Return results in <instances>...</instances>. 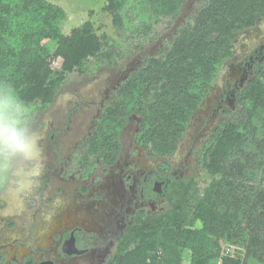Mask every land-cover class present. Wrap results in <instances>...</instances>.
Segmentation results:
<instances>
[{
	"label": "trees",
	"instance_id": "16d2710c",
	"mask_svg": "<svg viewBox=\"0 0 264 264\" xmlns=\"http://www.w3.org/2000/svg\"><path fill=\"white\" fill-rule=\"evenodd\" d=\"M185 2L107 0L112 38L89 20L64 34L67 14L48 0H0V86H11L37 122L71 76L86 80L105 67L124 68L137 53L130 50L145 49L157 37L155 27L171 26ZM261 19L264 0H199L163 47L142 56L110 91L75 149H82L74 157L83 176L98 161H115L119 135L133 115L136 145L161 158L158 166L167 172L164 158L233 57L235 38ZM45 40L56 42L50 57ZM52 59L61 60L58 68ZM235 100L234 110L222 111L229 118H221L194 151L199 175L170 177L160 189L167 206L139 211L107 264H264V60ZM223 244L241 249L230 257Z\"/></svg>",
	"mask_w": 264,
	"mask_h": 264
},
{
	"label": "flooded vegetation",
	"instance_id": "af4514ba",
	"mask_svg": "<svg viewBox=\"0 0 264 264\" xmlns=\"http://www.w3.org/2000/svg\"><path fill=\"white\" fill-rule=\"evenodd\" d=\"M245 49L248 51L244 57L232 64L231 75L228 78L230 82L221 90L213 108L212 114L220 115V119L212 125L213 127L221 120L225 108L235 109V94L254 73L256 63L264 60V41ZM237 55L235 52L233 56ZM206 98L201 105L206 102ZM104 102L103 100L97 116ZM137 124L138 117L133 115L122 129L119 135L120 148L112 164L101 165V161H98L91 171L83 176L84 167L76 165L72 170L68 168L69 160L65 162L61 174L66 175L60 176L64 179V185L67 180L75 179L80 181L78 185L80 187L70 194H64L63 191L67 189L60 186L59 193H63L62 198L66 205L54 217L48 218L50 211L48 213L45 210L47 205L51 209L58 201L53 196L47 198L46 203L43 199L38 200L40 207L30 213L0 214V264H107L117 249L120 238L132 226L139 211L144 210L146 214H153L164 209L162 204L165 202V194L157 191V188L162 189V186L169 184L170 177H182L183 170L169 167L167 172H163L158 166L162 159L151 157L157 163L155 167L148 170L140 168L136 160L140 156L139 151L142 150L135 143ZM127 133H131L132 136L130 152L132 156L136 155L131 160L123 157V136L125 137ZM193 150L194 147L189 152ZM175 151L164 160L170 162ZM186 161L187 159L185 160L187 164ZM106 179H110L115 186L117 184L123 192L117 205L112 206V214L115 217L109 223L98 215L100 208L102 212L105 211V207L102 208L104 205L100 203L107 198L100 188L101 180ZM6 188L7 185L0 190V199ZM0 206L7 207L4 199L0 200Z\"/></svg>",
	"mask_w": 264,
	"mask_h": 264
},
{
	"label": "rangeland",
	"instance_id": "374dc122",
	"mask_svg": "<svg viewBox=\"0 0 264 264\" xmlns=\"http://www.w3.org/2000/svg\"><path fill=\"white\" fill-rule=\"evenodd\" d=\"M52 4L61 7L67 14L66 19L61 23V30L64 34H69L70 30L74 27L80 26L84 21L89 20L95 26L97 33H106L112 38H117L114 27L111 22V16L104 9L107 0H48ZM199 0H186L181 7L180 15L174 20L171 26L163 27L158 25L154 31L157 32V37L146 46L143 50L131 49L130 52L136 51V55L125 65L113 67H105L100 69L93 78L86 80H79L76 76H71L70 80L64 88L56 96L53 105L43 112L37 122H33L34 126L39 129L42 140L41 143L44 147L47 161L44 174L41 178L40 187L35 193H23L25 196L31 197V202L34 203L35 199H43V202L49 197H55L57 202L54 206L49 208L46 206L45 210L50 214L48 218L54 217L55 214L62 210L66 205L63 202V193L70 194L72 191L77 190L80 181L67 180L64 182L60 176L65 162L68 160V168L74 170L76 163L75 157L79 156L82 149H75L82 143L83 140L89 135L92 121L97 117L98 109L103 102H106L111 90L114 89L140 62L141 57L148 54L157 53L166 40L170 39L176 28L183 23L191 14L194 13L196 4ZM258 28L245 34L240 41L235 44V51L237 56H233L230 61L223 64L220 73L218 74L212 90L209 92L206 102L203 103L199 109L194 113L191 123L185 130L183 138L177 144V149L171 157L170 167L181 168L183 177L198 176L199 167L195 163V149L199 146L201 141L205 140L209 134L210 129L214 123L220 119V115H213L212 111L216 101L231 75V66L235 60L241 59L248 51L244 48V42L248 47H252L259 43V37L264 36V22L257 25ZM159 31V32H158ZM43 44L46 46L47 54L50 57L56 47L55 41L45 40ZM247 47V48H248ZM127 52V53H130ZM61 63L59 59L51 60V67L58 68ZM104 102V103H105ZM102 108V107H101ZM100 108V110H101ZM100 113V112H99ZM222 118H229V116L222 115ZM40 124V126H39ZM123 157L126 160H131L132 156L130 147L132 144L131 133L123 136ZM194 147L193 152H189ZM141 150V149H140ZM140 156L136 159L140 168L148 170L150 167H155L157 164L153 161L146 152L142 149L139 151ZM78 158V157H77ZM61 159L63 161L61 162ZM187 159V164L185 160ZM160 161V160H159ZM104 165L103 162H100ZM162 168V167H161ZM67 169V174H68ZM96 180V179H95ZM60 186L66 187L63 193H59ZM13 185L8 184L4 190L1 199H4L8 207L10 200V189ZM100 191L104 192L107 200L102 201L100 204L104 205L102 208L105 211L98 210V215L103 221H113L112 206L117 205L118 199L122 198L123 192L116 184L113 185L110 179L101 180ZM33 198H35L33 200ZM0 199V200H1ZM46 203V202H45ZM163 207L167 206L164 202ZM3 209L0 206V214H3ZM47 218V219H48Z\"/></svg>",
	"mask_w": 264,
	"mask_h": 264
},
{
	"label": "clouds",
	"instance_id": "9594fccd",
	"mask_svg": "<svg viewBox=\"0 0 264 264\" xmlns=\"http://www.w3.org/2000/svg\"><path fill=\"white\" fill-rule=\"evenodd\" d=\"M42 136L25 102L9 85L0 86V189L10 184L6 214L23 215L39 208L23 193H35L46 168Z\"/></svg>",
	"mask_w": 264,
	"mask_h": 264
},
{
	"label": "crops",
	"instance_id": "0c3cea01",
	"mask_svg": "<svg viewBox=\"0 0 264 264\" xmlns=\"http://www.w3.org/2000/svg\"><path fill=\"white\" fill-rule=\"evenodd\" d=\"M262 22H264V19L258 20V21L256 22V24H255L253 27L248 28V29L242 31L241 33H239L238 37H236V39H235L234 42H233L234 48H235V44H236L238 41H240L241 38H242L245 34H248L250 31H253V30L257 29V28H258L257 25H259V24L262 23ZM258 41H259V43L263 42V41H264V36H260ZM243 44H244V48H247V47H248V45H247L246 42H244ZM234 50H235V49H234ZM235 52H236V51H235ZM235 52H234V53H235Z\"/></svg>",
	"mask_w": 264,
	"mask_h": 264
},
{
	"label": "built area",
	"instance_id": "2783aa9c",
	"mask_svg": "<svg viewBox=\"0 0 264 264\" xmlns=\"http://www.w3.org/2000/svg\"><path fill=\"white\" fill-rule=\"evenodd\" d=\"M239 249L241 247L237 244H223L222 253L230 257H235Z\"/></svg>",
	"mask_w": 264,
	"mask_h": 264
},
{
	"label": "water",
	"instance_id": "95a60500",
	"mask_svg": "<svg viewBox=\"0 0 264 264\" xmlns=\"http://www.w3.org/2000/svg\"><path fill=\"white\" fill-rule=\"evenodd\" d=\"M160 189L159 188H157V191H159Z\"/></svg>",
	"mask_w": 264,
	"mask_h": 264
}]
</instances>
